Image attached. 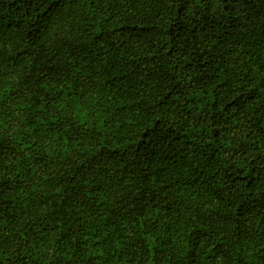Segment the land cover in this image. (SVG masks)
<instances>
[{"label": "trees", "instance_id": "16d2710c", "mask_svg": "<svg viewBox=\"0 0 264 264\" xmlns=\"http://www.w3.org/2000/svg\"><path fill=\"white\" fill-rule=\"evenodd\" d=\"M0 264H264V0H0Z\"/></svg>", "mask_w": 264, "mask_h": 264}]
</instances>
